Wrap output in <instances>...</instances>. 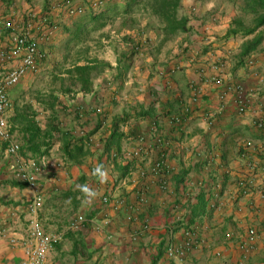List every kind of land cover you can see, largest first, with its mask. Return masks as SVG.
Returning <instances> with one entry per match:
<instances>
[{
  "label": "crops",
  "instance_id": "crops-1",
  "mask_svg": "<svg viewBox=\"0 0 264 264\" xmlns=\"http://www.w3.org/2000/svg\"><path fill=\"white\" fill-rule=\"evenodd\" d=\"M95 1L99 0H69L64 5L63 0H0V18L13 25L0 30V49L10 47L15 35L25 34L47 58V51L69 41L80 14L76 10L84 7L87 11V4ZM204 2L182 0L190 31L167 36L160 25L156 33L149 31L143 54L135 52L132 40L138 38L133 36L127 37L128 56L124 59L114 53L115 42L105 44L114 53L108 59V74L93 79L89 91L79 92L72 106L74 121L65 122L75 137L85 138L77 142L82 147L79 155L74 150L80 158L78 166H72L59 143L49 151L51 157H36H45V165L37 184L28 186L17 179L11 168L14 158L7 157L0 146V230H7V235L0 236V264H20V244L28 239V206L36 196L42 199L40 218L48 231L64 230L79 213L103 223L101 231L87 224L81 230L65 232L49 252L47 264L264 261V199L257 193L245 195L238 186L250 159L259 164L256 183L264 188V130L252 124L264 103V32L259 30L261 42L241 60L242 44L253 36L240 35L242 40L239 35L227 36L234 12L223 14L225 5L204 6ZM42 19L57 26L51 37L39 31ZM120 30L115 35L108 30L107 37L119 41L126 32ZM59 32L65 36L61 44L51 40ZM214 63L223 66L222 84L207 79ZM172 67L177 71L163 75ZM29 78L27 74L21 82ZM235 84L261 93L251 97L244 114L238 113L234 92L221 97L222 91ZM196 88H202L203 94L193 99ZM222 105L214 124L208 125L202 112L218 111ZM179 116L182 121L176 122L173 118ZM135 150H141L142 157H135ZM160 159L168 166L164 175L167 190L159 187V176L152 171ZM214 192L218 198L216 208L211 209L209 198ZM140 193L147 202L137 211H115L102 202L109 196L138 205ZM251 227L258 233L256 249L245 256L241 244ZM189 230L195 247L181 258H170L168 244L183 243ZM12 238L19 243L12 244Z\"/></svg>",
  "mask_w": 264,
  "mask_h": 264
},
{
  "label": "built area",
  "instance_id": "built-area-1",
  "mask_svg": "<svg viewBox=\"0 0 264 264\" xmlns=\"http://www.w3.org/2000/svg\"><path fill=\"white\" fill-rule=\"evenodd\" d=\"M94 9L99 8V1L93 3ZM78 13H82L83 9L80 7L76 10ZM73 12V10H72ZM12 22L0 18V30L2 28H12ZM56 25L48 22L47 19H42L38 24L39 31L42 32L44 37H51L56 30ZM136 49L140 54H143L140 46ZM46 59V53L39 49L37 43L30 39L25 34L15 35L12 39V44L7 49H0V146L4 147V152L7 157H13L15 164L12 165V169L18 180L24 182L28 186H35L38 182V175L45 165V157L35 158L32 156H25L22 153V144L13 131L12 127V115L14 112V102L10 97V89L17 85L27 74H35L39 72L40 65ZM248 65H252V61L249 60ZM9 64L11 66H9ZM177 67H172L167 72H163L166 77L177 71ZM213 73L208 76V81L216 84L224 83L223 66L222 64L214 63L211 66ZM234 92L236 94L237 110L239 114L247 112L251 105V97L258 98L261 93L259 90L246 91L241 84H235L232 88L221 92V97L224 98L229 93ZM203 94L202 88H196L194 92V98L198 99ZM224 105L220 106L218 111L205 110L202 112L203 118L207 124L212 126L215 122L217 114L222 111ZM183 117H174L176 122L182 121ZM252 124L258 129L264 130V103H261L260 114L254 116ZM158 135V133H155ZM158 142L163 140L157 137ZM135 157H142L141 150H135L133 152ZM197 157L200 158L202 153L199 151ZM242 157L246 158V154H242ZM246 168L248 172L239 179L238 186L240 191L245 194L257 193L258 196L264 199V188L261 187L257 181L259 174V164L257 161L247 160ZM168 166L164 159L157 160L152 168V171L159 176V187L163 190H167L168 181L164 177ZM218 193L214 192L209 198V207L216 208V201ZM103 204H111L115 211L122 208L128 211H137L144 206L147 199L143 193L138 194V205H129L124 199H113L109 196H105L102 200ZM137 204V203H136ZM42 199L40 196H36L28 206V212L30 218L28 219V239L23 240L20 244L22 248V258L20 264H47V257L51 250H53L64 238L65 232L81 230L87 224H93L97 231H101L103 223H98L94 218H88L85 214H77L71 222L62 231H48L41 218L40 210L42 209ZM132 219V217H131ZM7 235L5 228L0 230V236ZM186 238L183 243L176 244L170 242L167 246V255L170 258H181L187 251L195 247V239L193 238L192 231L185 232ZM258 233L255 228H249L246 238L241 244V249L245 256H248L256 249V239ZM136 238V233L133 239ZM11 243L17 245L19 241L16 238L10 239ZM264 264V261L258 263Z\"/></svg>",
  "mask_w": 264,
  "mask_h": 264
},
{
  "label": "rangeland",
  "instance_id": "rangeland-1",
  "mask_svg": "<svg viewBox=\"0 0 264 264\" xmlns=\"http://www.w3.org/2000/svg\"><path fill=\"white\" fill-rule=\"evenodd\" d=\"M206 1L207 2H204V6L213 7L218 4L220 6L225 5L223 14H229V10H232V12H234V17L240 15V6L243 5V0ZM147 6V2H141V4L125 17L126 19L120 18L114 20V17H111V13L102 16L98 21L99 26L103 24L101 27L97 29H87L81 34L80 38H70L68 39L69 41H66L62 46L57 45V49L54 48L55 50L53 51H47V55L49 56L41 63L39 72L30 74V78L25 80L24 83L20 82L13 87L11 90V97L13 96L15 109H18V112H23V114H33V109L31 110L28 107L31 104L30 102H33L37 108L36 110H38V114L33 116L37 118L35 123H38L44 130H48V132L36 138L35 143L40 145L41 151L35 153L29 149L30 147L27 149L25 144L24 136L28 137L25 127L23 126V124L26 123L25 118L19 123V121H15L12 117L15 121L13 131L15 132L16 130L15 133L20 139L24 154H27V156L29 154L35 158L42 155L51 157L52 152L49 151L61 143V149L64 152L63 155H65L69 161L73 162L72 166H74L75 163L77 166L79 165L77 160L79 158V153L77 152L78 155H74V144L78 137H75L73 142L68 145L67 150H64L63 147V132H71L70 126L65 122L69 119L74 121L72 106L75 103L74 101L78 98L79 92L82 91V83L76 78L75 66L85 64L86 62L90 64L93 63L94 69L89 73L92 83L88 84L90 88H93V79H97L99 75L108 74L107 69L109 67V61L110 58H114V53L117 54L119 52L117 54L118 57H122L123 59L128 56V36L138 38V40H132L135 52H138L136 49L137 46H140L143 51V44H145L149 38V31H154L156 33L161 25V21L157 16L152 14L150 7ZM181 13L185 14V9H183ZM245 20L247 26L254 25L253 16L247 15ZM120 29H124L126 32L119 37V41H117V38L107 37L108 30L115 35L118 31H121ZM260 30L264 32V26L261 27ZM240 35L241 34H239L238 37L242 40L243 38ZM54 39L59 40L58 44H61L65 36L62 35L61 32L55 33L51 40ZM162 41L166 42L165 39ZM113 42H115L116 45L112 47L116 48L114 53L110 52L109 49H105V44L107 46L113 45ZM96 61H98V63H96ZM74 156H77L76 159Z\"/></svg>",
  "mask_w": 264,
  "mask_h": 264
},
{
  "label": "trees",
  "instance_id": "trees-1",
  "mask_svg": "<svg viewBox=\"0 0 264 264\" xmlns=\"http://www.w3.org/2000/svg\"><path fill=\"white\" fill-rule=\"evenodd\" d=\"M64 5L68 4L69 0H63ZM141 2H147V7H150L152 14L158 17L161 21V28L167 36H175L181 33L190 31L189 20L186 14L181 13L184 9L182 0H120V4L116 0H99V8L96 11L94 9L93 3L87 4V11L82 7L83 11L75 19L74 29L70 32V38L76 39L80 38L81 34L87 29H97L101 27L98 25L100 18L108 13H111V17L114 19L120 16L124 19L128 14H130ZM253 16L254 25H246V16ZM126 19V18H125ZM264 26V0H243V5L240 6V15L235 16L231 22L230 28L228 30L227 36H253L251 39L247 40L242 44L241 52L238 58H242L254 49H256L262 40L261 32L259 31L261 27ZM138 43V42H137ZM95 61V60H94ZM98 63V61H96ZM108 66V64H107ZM96 67V66H95ZM94 69L93 63L86 62L85 64L76 65V78H78L82 83V91H89L90 86L88 84L92 83L90 78V72ZM28 106L29 109H33V114H23L18 109L14 110L12 117L14 120L22 122L25 118L26 123L23 124L28 137L24 136L25 144L28 149L33 152L38 153L41 151L40 145L35 143L37 137L48 132L47 129L44 130L38 123H35L37 118L33 116L38 114L36 106L33 102ZM12 118L13 130H14V120ZM23 128V127H22ZM75 139V136L71 132H63L64 150L68 149V145ZM85 138L76 139L82 142ZM75 149L77 152L82 151L81 145H76ZM23 153V151H22Z\"/></svg>",
  "mask_w": 264,
  "mask_h": 264
}]
</instances>
